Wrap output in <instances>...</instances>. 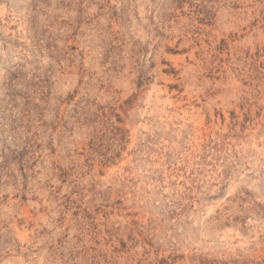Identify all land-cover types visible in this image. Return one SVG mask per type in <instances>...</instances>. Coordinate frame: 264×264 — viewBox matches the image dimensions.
Instances as JSON below:
<instances>
[{
	"label": "rangeland",
	"instance_id": "obj_1",
	"mask_svg": "<svg viewBox=\"0 0 264 264\" xmlns=\"http://www.w3.org/2000/svg\"><path fill=\"white\" fill-rule=\"evenodd\" d=\"M0 264H264V0H0Z\"/></svg>",
	"mask_w": 264,
	"mask_h": 264
}]
</instances>
